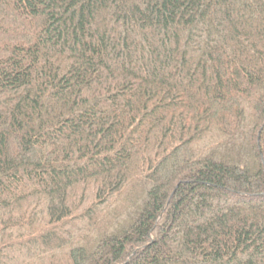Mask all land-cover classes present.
Segmentation results:
<instances>
[{
  "label": "trees",
  "instance_id": "16d2710c",
  "mask_svg": "<svg viewBox=\"0 0 264 264\" xmlns=\"http://www.w3.org/2000/svg\"><path fill=\"white\" fill-rule=\"evenodd\" d=\"M0 264H264V0H0Z\"/></svg>",
  "mask_w": 264,
  "mask_h": 264
}]
</instances>
